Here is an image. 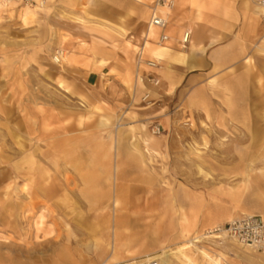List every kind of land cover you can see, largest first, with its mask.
Instances as JSON below:
<instances>
[{"label": "rangeland", "instance_id": "374dc122", "mask_svg": "<svg viewBox=\"0 0 264 264\" xmlns=\"http://www.w3.org/2000/svg\"><path fill=\"white\" fill-rule=\"evenodd\" d=\"M107 1L32 14L0 3V264H50L51 254L73 264L74 253L77 264H119L93 257L118 245L139 254L123 264H264L233 240L189 241L236 216H264V42L254 39L241 67L215 70L198 98L155 76L163 62L152 70L158 85L141 87L147 18L129 16L130 0ZM248 65L257 91L243 124L240 100L228 92L231 108L218 87ZM190 98L201 104L188 112ZM182 215L199 233L179 237Z\"/></svg>", "mask_w": 264, "mask_h": 264}, {"label": "crops", "instance_id": "0c3cea01", "mask_svg": "<svg viewBox=\"0 0 264 264\" xmlns=\"http://www.w3.org/2000/svg\"><path fill=\"white\" fill-rule=\"evenodd\" d=\"M66 1L73 0H48L47 7L50 5L54 7L53 5L58 3H67ZM130 1L129 8L117 5V10L126 11L128 8L130 17L147 18L145 33L142 34L145 37V45H147L145 55L151 60L164 63V68L161 71H155L154 74L157 77L161 76L164 85L170 91H178L182 86L181 90L187 93L192 88L198 98L201 93L212 90L211 78L215 75L213 74L215 70L242 65L243 62H239L244 59L245 61L247 60L246 55L254 39L261 38L262 42H264V21L261 20L257 11L247 0H176V7L170 15L166 29L170 39L163 47H159L156 45L159 32L155 28H150L147 31L149 17L147 0ZM103 2L107 3L108 1L103 0ZM122 2L119 1V3ZM22 12L23 10H21ZM94 21L105 26L106 22H109L100 19ZM118 23L113 24L125 27L124 24L120 23L119 25ZM127 25L129 26L130 24L127 23ZM185 30H189L191 33L190 43L185 49H181L178 41ZM147 38L149 39L148 42ZM103 61L107 62V65L102 66L101 70L108 69L112 62L105 59ZM248 67L249 65L246 67L242 66V72L238 77L225 80L218 87L219 92L225 94V98L231 104L229 105L231 108L233 104L232 99L227 96L228 92H231L232 96L240 100L239 111L243 124L248 120L247 107L251 91H257L255 84L251 85L250 83V70ZM197 98H190L185 102L184 107L188 112H191L193 106L201 104ZM180 220L183 222L180 225V238L182 237V231L186 235L199 233L198 230L192 231L190 226L186 224L187 219L185 216L182 215ZM117 225H119L118 222ZM138 255L137 249H133L132 246L127 249V247L118 245L114 247L113 253L111 251L100 254L95 252L93 257H95L96 261L98 259H114L119 264H123L131 261V259H136ZM144 255L146 256L148 253H144L142 256ZM72 258L73 264H77L78 255L74 253ZM56 262L54 255L51 254L50 264H55Z\"/></svg>", "mask_w": 264, "mask_h": 264}, {"label": "built area", "instance_id": "2783aa9c", "mask_svg": "<svg viewBox=\"0 0 264 264\" xmlns=\"http://www.w3.org/2000/svg\"><path fill=\"white\" fill-rule=\"evenodd\" d=\"M5 2L15 1L23 5H28L35 8H42L46 5L47 0H3ZM257 6L264 8V0H251ZM148 2V21L147 31L150 28H155L158 34V44H166L170 37L166 33L167 26L171 12L174 9V0H147ZM190 31L185 30L178 41L180 47H185L190 43ZM144 38L142 36V46H144ZM142 50L137 52V67L140 68L141 64L145 65L147 72L145 75L138 76L140 81H146L149 85H158V79L153 75L152 70L157 67L156 60H149L142 58ZM54 56L59 57L58 49L55 50ZM56 62V61H54ZM58 63V62H56ZM137 77V78H138ZM148 93L143 98L146 99ZM159 127L153 129L154 134L159 133ZM208 235L216 237V240H233L241 245H249L257 251L264 253V218L254 214H242L236 216L225 223L215 225L208 232ZM146 264H159L157 260L150 259Z\"/></svg>", "mask_w": 264, "mask_h": 264}, {"label": "bare ground", "instance_id": "6f19581e", "mask_svg": "<svg viewBox=\"0 0 264 264\" xmlns=\"http://www.w3.org/2000/svg\"><path fill=\"white\" fill-rule=\"evenodd\" d=\"M0 3L1 4H4V5H7L8 7H17V6H21V7H23V8H26V10H27V12H30L31 14H32V12H35L34 11V9H37V8H35V7H31V6H28V5H23V4H20V3H18V2H15V1H11V2H5V1H3V0H0ZM46 3H48V0H47V2ZM47 5V4H46ZM46 5H44L42 8H39L40 10L41 9H44L45 7H46ZM34 8V9H33ZM25 10V11H26ZM29 13V14H30ZM145 33V32H144ZM149 41V39L147 38V42ZM156 45H158L159 47H163L164 45H162V44H158L157 42H156ZM186 48V46L185 47H181V49H185ZM146 49H147V45H145V42H144V46L142 47V48H140L139 50L141 51L142 50V53H144L145 54V51H146ZM58 51H59V57L58 56H52V59L54 60V61H56V62H60V60H63L64 58H65V56H66V53L62 50V49H58ZM67 58V57H66ZM157 61V60H156ZM158 62V61H157ZM159 63V62H158ZM137 81H138V83L140 84L139 86H141L142 87V82L140 81V78L138 77L137 78ZM153 133V132H152ZM262 217V216H261ZM262 218H264V217H262ZM213 228V227H212ZM211 228H208V229H206V230H204L200 235H197V236H194V237H192V239H189V241L190 242H194V243H198V242H200V241H204V240H208V239H210V240H213V241H215V242H217L218 244H221L222 242L221 241H219V240H216L215 238L216 237H214V236H211V235H208V232H209V230H210ZM182 236H184V235H182ZM239 244V243H238ZM246 246H249V245H246ZM249 247H251L252 249H254L255 251H257L255 248H253L252 246H249ZM260 253H262V252H260ZM262 254H264V253H262ZM211 258V257H210ZM222 259L223 258H221V259H216L215 258V260L214 261H212V264H222ZM211 260V259H210ZM209 264H210V262H209Z\"/></svg>", "mask_w": 264, "mask_h": 264}]
</instances>
